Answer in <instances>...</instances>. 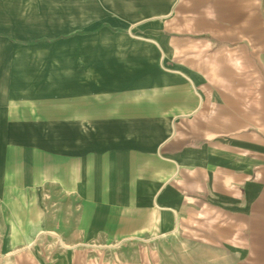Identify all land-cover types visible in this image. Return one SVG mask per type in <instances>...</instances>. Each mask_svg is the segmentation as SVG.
Wrapping results in <instances>:
<instances>
[{"label":"crops","instance_id":"1","mask_svg":"<svg viewBox=\"0 0 264 264\" xmlns=\"http://www.w3.org/2000/svg\"><path fill=\"white\" fill-rule=\"evenodd\" d=\"M111 3L72 35L104 88L88 68L69 109L39 110L74 137L68 156L45 131L34 176L7 57L0 264H264V0ZM36 189L37 218L14 213Z\"/></svg>","mask_w":264,"mask_h":264},{"label":"rangeland","instance_id":"2","mask_svg":"<svg viewBox=\"0 0 264 264\" xmlns=\"http://www.w3.org/2000/svg\"><path fill=\"white\" fill-rule=\"evenodd\" d=\"M111 1L0 0V80L7 78L5 72L10 54V104L19 105L12 111L14 123L10 125V134L17 141L12 144L13 149L24 153L23 159H16V162L25 163V173L34 176L38 172L40 136L45 131L48 143L55 145L57 134L60 150L70 155L74 137L70 121L64 120L61 131L55 134L52 129L50 133L49 127L45 130L39 125V110H53L55 105L69 109L81 98L75 94L76 90L86 91L88 68L90 71L95 68L96 89L104 88L101 86L103 64L77 62L80 41L72 35L76 29L86 27L88 18L92 20L94 14L102 17ZM25 49L28 50L23 52ZM14 171L18 172V168ZM21 193L26 203L22 207H12V211L37 218L39 191ZM47 199L49 201V196Z\"/></svg>","mask_w":264,"mask_h":264}]
</instances>
